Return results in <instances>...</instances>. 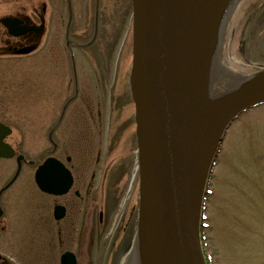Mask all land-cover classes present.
Wrapping results in <instances>:
<instances>
[{"label":"flooded vegetation","instance_id":"obj_1","mask_svg":"<svg viewBox=\"0 0 264 264\" xmlns=\"http://www.w3.org/2000/svg\"><path fill=\"white\" fill-rule=\"evenodd\" d=\"M118 2L116 26L127 30L130 7L124 0ZM89 5V0H0V71L29 54L35 70L30 106L15 103L13 85L0 74V148L12 151L0 154V237H14L18 216L14 201L24 175H30L34 187L46 195L44 219L57 227L59 235L68 221L69 198L73 195L84 203L85 183L77 178L98 176L106 186L113 182L117 187L132 159L136 174L129 50L128 59L99 57L105 21L102 8L95 16L94 10L88 12ZM28 47L31 51L22 53ZM40 70L50 79L48 88L41 87ZM47 157L50 173L58 165L62 174L67 169L72 176L71 186L61 194L41 191L34 181ZM56 204L63 206L58 219ZM0 264L13 263L0 252Z\"/></svg>","mask_w":264,"mask_h":264},{"label":"rangeland","instance_id":"obj_2","mask_svg":"<svg viewBox=\"0 0 264 264\" xmlns=\"http://www.w3.org/2000/svg\"><path fill=\"white\" fill-rule=\"evenodd\" d=\"M124 2L130 7V0ZM100 8L105 24L99 57L128 59L130 30L116 26L120 3L103 0ZM112 9H117L115 15ZM217 57L242 75L264 67V0H237L219 38ZM32 59L23 55L0 71L13 85L18 105H32ZM39 73L41 87L48 88L49 77ZM133 162L117 187L113 182L106 186L98 176L77 178L85 183L84 203L69 198L68 221L59 235L44 219L46 195L34 187L30 175L21 177L14 237H0V252L13 264H59L64 250L73 252L76 264H118L128 247L121 244L135 233L130 214L137 198ZM209 178L211 194L204 203L209 227H203L201 239L204 253L211 254L209 264H264V102L242 111L225 129Z\"/></svg>","mask_w":264,"mask_h":264},{"label":"water","instance_id":"obj_3","mask_svg":"<svg viewBox=\"0 0 264 264\" xmlns=\"http://www.w3.org/2000/svg\"><path fill=\"white\" fill-rule=\"evenodd\" d=\"M224 2L132 0L129 82L135 106L136 233L142 264H205L198 222L211 159L229 121L264 100L261 68L235 94L204 108L208 46L217 34ZM49 160L40 165L37 184L48 192H63L71 184L70 174L62 176L59 168L54 177L63 182L55 187L48 176ZM60 264H75L74 255L64 252Z\"/></svg>","mask_w":264,"mask_h":264},{"label":"bare ground","instance_id":"obj_4","mask_svg":"<svg viewBox=\"0 0 264 264\" xmlns=\"http://www.w3.org/2000/svg\"><path fill=\"white\" fill-rule=\"evenodd\" d=\"M237 0H225L221 7L220 15L216 20L217 25V34L212 36L210 43L216 37L215 42L208 46V62L206 63L205 69V97H204V108L209 109L215 103H219V100H222V97L235 94L239 89L240 84H243L250 77L249 75H242L238 72L230 69L225 64L219 60L217 57L219 49V38L222 34L223 27L229 18L232 9L236 5ZM228 104L226 101L223 104V107ZM135 230L132 232V234ZM140 238L135 232L130 238L127 237L124 243L121 244V248H126L123 258H120L118 264H142L140 256ZM123 248V249H124ZM122 249V250H123ZM120 256V254H119Z\"/></svg>","mask_w":264,"mask_h":264},{"label":"trees","instance_id":"obj_5","mask_svg":"<svg viewBox=\"0 0 264 264\" xmlns=\"http://www.w3.org/2000/svg\"><path fill=\"white\" fill-rule=\"evenodd\" d=\"M128 233H130V232H128Z\"/></svg>","mask_w":264,"mask_h":264}]
</instances>
